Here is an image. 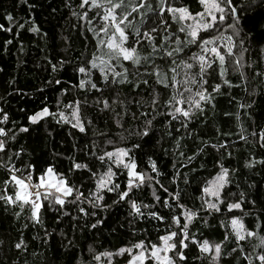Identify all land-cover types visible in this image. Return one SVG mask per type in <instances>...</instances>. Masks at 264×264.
Masks as SVG:
<instances>
[{"label":"snow or ice","instance_id":"6c2138e0","mask_svg":"<svg viewBox=\"0 0 264 264\" xmlns=\"http://www.w3.org/2000/svg\"><path fill=\"white\" fill-rule=\"evenodd\" d=\"M13 6L48 78L0 95V264H264V0H60L58 36Z\"/></svg>","mask_w":264,"mask_h":264},{"label":"trees","instance_id":"16d2710c","mask_svg":"<svg viewBox=\"0 0 264 264\" xmlns=\"http://www.w3.org/2000/svg\"><path fill=\"white\" fill-rule=\"evenodd\" d=\"M18 3V0H15ZM40 7L36 9L34 15L36 16L37 22L41 24L42 28L45 31L56 33L59 35L60 25L66 23L60 15L56 19H52L48 16L49 9L47 5L52 3L54 7H60V0H37ZM14 0H0V11L3 9H8L12 11L15 15L20 17L25 16V11L23 7H14ZM66 15V13H65ZM260 17L257 16L255 19L249 21V26H252L259 22ZM0 39H3V36L0 35ZM24 44V51L21 53L18 51L16 46H10V50L7 53H4L0 50V95H5L6 93H12L10 96H6L8 104L6 107L10 109L11 114L14 119H21V113L18 111L19 108L32 109L35 106L39 105L41 101V96L37 92L38 88L44 86V81L48 78V73L44 71L42 66L43 60L41 53L36 46V38L30 33H22L21 37ZM52 43L51 41L49 42ZM70 74V70H69ZM14 79V84H9L10 80ZM21 89L27 95H17L14 92V89ZM46 94L49 97V100L54 102L55 93L46 91ZM228 108L226 101L221 100L219 104L220 112ZM264 118V98L258 100V122L259 119ZM219 123H223V118L218 119ZM232 127L231 124L225 125L224 130H229ZM56 140L59 141L60 137L57 136ZM22 143L25 142L22 138ZM191 144V141H189ZM41 148H43V141L41 140ZM202 159H207L208 163L206 167L210 169L212 167V158L211 156H206ZM166 162V161H165ZM242 163V158L241 161ZM196 166H199L201 160L194 162ZM233 165L237 164V161L232 162ZM259 171V169H257ZM198 175H207V172L204 171ZM261 177H264V172H261L260 175H252L247 171L240 177L241 183L244 179H251L260 181ZM3 178V173L0 172V179ZM6 226V225H5ZM33 233L31 231L26 232L25 238L29 243V253L33 250L42 251L43 249L38 245V242L32 241L31 236ZM27 259L29 264H38V260L33 258L30 254L27 256L20 257V264H23L24 260Z\"/></svg>","mask_w":264,"mask_h":264}]
</instances>
